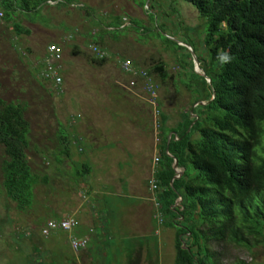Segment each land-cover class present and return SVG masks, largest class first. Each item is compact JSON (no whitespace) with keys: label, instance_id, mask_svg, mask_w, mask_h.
Listing matches in <instances>:
<instances>
[{"label":"rangeland","instance_id":"rangeland-1","mask_svg":"<svg viewBox=\"0 0 264 264\" xmlns=\"http://www.w3.org/2000/svg\"><path fill=\"white\" fill-rule=\"evenodd\" d=\"M47 6L48 11L44 7L31 13L37 24L65 34L75 29L83 35L74 41L80 52L77 55L70 54L71 41H59L64 72L57 90L37 72L40 60L36 68L19 53L17 59L14 57L7 48L10 30L0 21V97L26 103L24 115L29 133L25 154L31 171L39 177L30 201L19 209L6 198L0 186V264H71L74 256L67 240L69 235L77 237L78 228L74 225L70 231L54 230L46 236L40 230L47 221L71 218L78 204L93 206L89 204L92 198L86 200L87 204L79 203L85 192L97 189V206L101 207L93 208L91 215L96 225L108 222L118 206L126 208L133 203L136 195L130 196L129 192L157 199L155 192L151 194L148 190V180L150 166L158 158V115L145 101L147 97L141 88L129 91L124 88L128 80L117 61L128 60L143 71L155 63L163 64L167 73L164 83L154 75L150 78L156 84V108L166 115L165 125L173 127L179 120L178 114L189 105V94L176 76V61L184 56V51L176 46H195L205 29V19L182 0H74L73 5L57 9ZM112 16H118L122 26L114 31L116 38L103 36L107 57L102 65L94 66L88 60L91 54L87 47L92 43L88 35L96 34L99 24H106ZM35 29L33 36L40 37ZM53 34L48 33L50 41ZM31 65L36 70H31ZM58 131L72 140L68 157L55 152L60 149ZM95 131L102 136L95 137ZM95 141L102 150H91L88 142ZM54 156L60 159L59 163ZM2 159L0 148V164ZM83 166L88 173L82 172ZM124 179H128V184L120 183ZM104 210L112 214L104 217ZM166 225L168 218L163 226ZM169 226L157 237L160 251L168 250L169 262L166 259L163 264L173 262L170 244L175 242L176 227ZM138 238L133 239L141 241ZM151 239L155 241L154 237ZM249 244L238 246L211 240L208 260L212 264H264V239L251 240Z\"/></svg>","mask_w":264,"mask_h":264},{"label":"trees","instance_id":"trees-1","mask_svg":"<svg viewBox=\"0 0 264 264\" xmlns=\"http://www.w3.org/2000/svg\"><path fill=\"white\" fill-rule=\"evenodd\" d=\"M47 1L63 7L74 0H0V21L7 23L14 8L38 12ZM182 1L205 19L198 43L188 46L209 83L193 72L187 49L176 46L184 51L176 61V76L189 94V105L173 127H167L166 115L155 109L159 144L151 177L161 221L168 218V224L176 227L173 264H212L211 240L248 246L251 240L264 239V0ZM96 25H100L96 34L88 35L90 45L104 51L103 36L116 38L113 33L122 26L120 18L112 16L106 24ZM13 31L28 33L17 23ZM70 49L72 55L80 53L77 45ZM220 50H230V64L220 65ZM88 60L94 66L105 62L92 54ZM145 72L161 84L167 78L161 62ZM141 87L139 79L135 88ZM25 108L24 102L0 97V186L18 209L30 201L39 182L25 154L29 133ZM58 134L60 149L55 152L68 157L72 140L64 132ZM173 159L181 170L178 177ZM54 160L60 162L55 156ZM83 167L82 172L88 173Z\"/></svg>","mask_w":264,"mask_h":264},{"label":"crops","instance_id":"crops-1","mask_svg":"<svg viewBox=\"0 0 264 264\" xmlns=\"http://www.w3.org/2000/svg\"><path fill=\"white\" fill-rule=\"evenodd\" d=\"M44 7L47 8L48 11L47 4L43 5L40 10L44 9ZM52 7H54V9H57L60 6L58 7L54 4ZM31 13L32 12H25L18 8H14V10L11 11V19L4 24V27L10 30V40L14 44L10 46L8 45V43L7 48L12 51L16 59L18 58L16 53H19L21 57L26 58L25 60H27V63L30 62L35 67L37 66L35 65L36 63H38L37 61L40 60L41 62L38 63V68H36L38 70L37 72L41 73L43 67L42 62L46 53V48L49 44H54L60 47L59 41L61 40L60 42L71 41V45H75V39H81L83 35L77 32L75 29V33H73L74 31L72 32L73 34H65L62 31L58 33L56 29H52L48 27V25H43V23L37 24V22L34 21L30 16ZM15 23H17L22 30H26L28 33L16 34L13 31V24ZM34 28H36L35 30L38 29V31L40 32V37L33 36ZM48 33L53 34L51 41L48 39ZM87 48L89 50V47ZM33 65H31V70H36L35 67L32 68ZM60 69L61 75V73L63 74L64 72L63 66L61 64ZM122 75L125 79L129 80V76L124 75L123 73ZM135 81L138 84L139 79H136ZM119 86L121 87V85ZM124 88L129 91V89L126 88V83L124 85ZM135 97L139 96L135 95ZM100 134L101 132H99V135L98 132H96L95 137L102 136ZM79 138L82 140L81 137ZM83 140H85V138ZM88 143L91 144L90 147H92L91 150L93 152L102 150V148L98 149L100 144L97 143V141ZM114 146L115 145H113V147ZM113 147H111L110 149H112ZM80 151L82 153L84 150L81 149ZM154 165L152 164L150 166V177L152 176ZM122 182L128 184V179L120 181V183ZM96 194L97 189L91 190L90 192H85L84 196L81 197L83 201H80L79 203H83V205L84 203L87 204L88 199L92 198L91 201H89V204H93V206L91 205L92 207H82L81 204H78L72 211L73 214H70L73 215L70 217L74 220L75 228L77 227L79 230L77 232V235L74 233L75 236H77L79 239H84L86 242L85 246L82 249L78 250L77 252H73L74 259L71 264H108L109 262H111V264H163L164 260L166 261V259H168L169 262V258H167L168 250L165 249L163 250V252L160 251L161 246L157 237L161 235L162 229H170V226H163L164 223L162 221L160 223H157L154 219V208L151 201V195L148 198L143 196L142 194H134L132 192H129L130 196L136 195L135 199L133 198V203L127 205L128 207L126 208H120L124 205L118 206L115 209L114 214L110 212L112 214V218L108 219V222L103 225H96L93 223L95 219L93 218V216H91L93 215V208L99 209L101 207L100 205L97 206L98 201L96 198ZM111 209L112 208H110V210ZM110 213H108V211H105L102 216L107 217V215H109ZM106 234H109V237ZM152 237H154L155 241H151L153 240L151 239ZM70 238H73V236L69 235L68 240ZM133 238H138L141 241L136 242ZM114 240H116V242ZM170 246H172L171 248L173 249L171 251V261H173L174 241L170 244ZM32 252L30 251V253ZM33 255L35 254L33 253ZM109 255L110 257L108 258ZM38 261L39 260H36L35 262ZM171 264H173V262Z\"/></svg>","mask_w":264,"mask_h":264},{"label":"built area","instance_id":"built-area-1","mask_svg":"<svg viewBox=\"0 0 264 264\" xmlns=\"http://www.w3.org/2000/svg\"><path fill=\"white\" fill-rule=\"evenodd\" d=\"M56 2L47 1L46 4L54 5ZM89 51L93 55V57L97 60L106 59L107 54L105 51L100 50L96 45H89ZM60 60H61V48L57 45L50 44L46 48V53L43 59V67L41 70V76L45 80H49L55 88L60 86L61 83V76L59 73L60 68ZM118 66L124 75L129 76V80L127 81L126 88L127 89H134L136 85V79L142 80V87L141 89L146 94V102L153 108V113H156V104L154 102L155 99V91L156 85L146 74L145 71L140 70L131 65L128 60L125 59H118ZM177 174V173H176ZM177 176V175H176ZM148 187L151 194L155 191V183L152 177L148 180ZM152 196V195H151ZM151 201L153 203L154 208V219L157 223L161 222V214L159 212V206L156 202V199L152 196ZM179 198H176L174 205H177ZM74 225V220L72 218H63L59 219L58 221H47L45 227L40 230L42 236L48 235L50 231L54 230H63V231H70V229ZM86 242L84 239L79 238H70L68 240V245L73 252H77L78 250L82 249L85 246Z\"/></svg>","mask_w":264,"mask_h":264},{"label":"water","instance_id":"water-1","mask_svg":"<svg viewBox=\"0 0 264 264\" xmlns=\"http://www.w3.org/2000/svg\"><path fill=\"white\" fill-rule=\"evenodd\" d=\"M181 45L183 47H185L188 50V52H189V56H190V59H191V64H192V70H193V72L195 74L203 77L206 83H209V80L204 76L203 72L198 68L197 62H196V59H195V55L192 52L191 48L188 45H185V44H181ZM197 104L203 105L204 103L203 102H198ZM175 165H176V161L173 159L172 160V168L177 173V176L176 177H178L181 174V170L179 171L178 169H176V166Z\"/></svg>","mask_w":264,"mask_h":264},{"label":"clouds","instance_id":"clouds-1","mask_svg":"<svg viewBox=\"0 0 264 264\" xmlns=\"http://www.w3.org/2000/svg\"><path fill=\"white\" fill-rule=\"evenodd\" d=\"M226 26V25H225ZM217 60L220 65L224 66L230 64L233 60L230 50H220L217 53Z\"/></svg>","mask_w":264,"mask_h":264}]
</instances>
